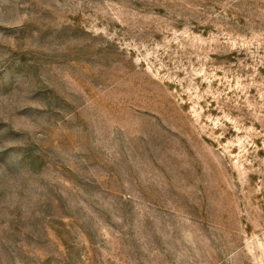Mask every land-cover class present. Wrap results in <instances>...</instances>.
Wrapping results in <instances>:
<instances>
[{
	"label": "rangeland",
	"instance_id": "rangeland-1",
	"mask_svg": "<svg viewBox=\"0 0 264 264\" xmlns=\"http://www.w3.org/2000/svg\"><path fill=\"white\" fill-rule=\"evenodd\" d=\"M0 264H264V0H0Z\"/></svg>",
	"mask_w": 264,
	"mask_h": 264
}]
</instances>
